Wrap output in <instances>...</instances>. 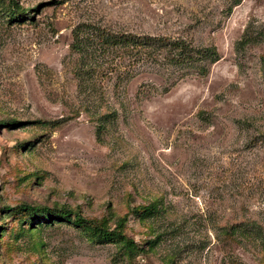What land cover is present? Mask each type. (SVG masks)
I'll return each instance as SVG.
<instances>
[{"label": "rangeland", "instance_id": "rangeland-1", "mask_svg": "<svg viewBox=\"0 0 264 264\" xmlns=\"http://www.w3.org/2000/svg\"><path fill=\"white\" fill-rule=\"evenodd\" d=\"M15 2L10 21L0 0V264H264V0ZM97 30L212 55L82 90L105 66L86 59Z\"/></svg>", "mask_w": 264, "mask_h": 264}, {"label": "trees", "instance_id": "trees-1", "mask_svg": "<svg viewBox=\"0 0 264 264\" xmlns=\"http://www.w3.org/2000/svg\"><path fill=\"white\" fill-rule=\"evenodd\" d=\"M8 1L10 3V21H17L26 14L25 11H21L22 9L18 8L15 0ZM92 33L94 35L89 33L85 37L86 59L90 58V60L95 61L96 57H101L105 66L102 69H98L97 72H95L97 70L96 63L89 68L86 67V70L85 68L81 70L79 76L84 81H87L81 84L83 80H80L82 90H100L101 87L97 85V82L99 83V80L109 73L120 74L117 75L119 80L126 79L130 76V73L129 71L126 73L121 72L124 67L135 70L136 68L151 67L153 65H157L159 68H165L168 65H196L212 55L209 50H195L190 44L179 39L172 40L166 37L148 35L116 34L106 30H97ZM87 77H89V80L85 79ZM12 122L19 124L16 121ZM21 208L36 223L40 220H43V223H48V221L49 223L52 221L72 222L76 227L88 230L90 236L99 240L110 243L124 242L129 250L137 249L135 243L126 240L120 232L106 230L98 226L91 227L80 215H74L70 210L64 208L54 210L44 207L33 208L28 205H22Z\"/></svg>", "mask_w": 264, "mask_h": 264}]
</instances>
